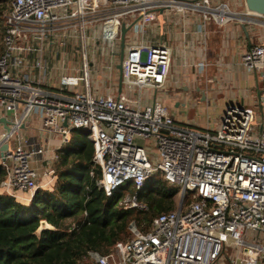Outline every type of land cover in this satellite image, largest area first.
Listing matches in <instances>:
<instances>
[{
	"label": "built area",
	"instance_id": "1",
	"mask_svg": "<svg viewBox=\"0 0 264 264\" xmlns=\"http://www.w3.org/2000/svg\"><path fill=\"white\" fill-rule=\"evenodd\" d=\"M228 2L8 0L0 55V108L10 116L11 125L10 133H3L0 141L11 144L1 156L5 175L0 194L28 204L39 188L31 163L43 150H26L20 135L32 113L39 115L40 130L58 139L55 152L69 143L74 131L86 136L93 146L89 176L106 196L127 182L139 191L156 173L178 188L174 210L155 217L145 232L130 223L127 239L117 241L106 253L87 251L81 264H222L218 258L225 244L238 246L228 264H264V124L260 130L254 108L228 105L214 129L177 125L156 97L168 79L171 51L163 44L144 41L125 49L120 94L95 96L91 92L89 40L97 38L108 46L110 60L104 78L109 81L121 24L132 25L129 33L143 36L146 11L158 13L162 8L163 14H194L200 20L198 31L204 32L208 24L221 28L240 19ZM54 38L62 44L68 39L79 43L81 75L71 84L61 79L66 88L81 84L70 95L54 93L43 88L41 80L11 71L29 54L36 57L35 68L46 69L42 54ZM240 65L262 74L264 44L244 53ZM152 91L155 95L150 100ZM149 138H153V148L140 144L139 140ZM95 167L100 171L97 178ZM48 173L54 175L53 170ZM188 196L196 200L186 204ZM120 204L125 209L146 210L136 194L125 196ZM256 234L260 242L247 241Z\"/></svg>",
	"mask_w": 264,
	"mask_h": 264
},
{
	"label": "crops",
	"instance_id": "2",
	"mask_svg": "<svg viewBox=\"0 0 264 264\" xmlns=\"http://www.w3.org/2000/svg\"><path fill=\"white\" fill-rule=\"evenodd\" d=\"M228 1L230 2V0ZM242 3L239 0H233V6H237L235 12L240 19L233 20L221 28L219 25L208 24L204 32L198 31L200 20L194 14L182 15L176 12H164V14L162 13V38L158 19L152 24L150 35H148V29L143 36L136 32H128L130 35H126L125 49L141 41L146 44H163L170 49L171 62L168 79L165 87L159 90L162 92V99L157 96L158 91L156 97L164 105L170 106L171 114L177 125L199 129L208 128L201 126L190 115L191 111L199 109L200 111L206 110L208 124L210 120H213L212 118L215 119L218 116V119L213 123V128H209L214 129L219 124L224 109L230 104L254 108L258 112L259 121L264 124V96L261 98V93L264 90V72L256 73L240 65L244 53L253 46L264 44V16L251 14L245 8H240ZM60 40V38L48 40L46 47L49 49L50 57L54 48L65 45V42L62 44ZM98 43L100 51L104 48L108 49L107 44L100 41ZM119 52L120 42L116 51L118 60ZM58 56L56 54L54 59H58ZM50 57L47 60L48 64L51 60ZM22 58L23 62L18 68H11L14 75L39 79L41 84L43 83V88L57 94L70 95L71 91L77 90L63 86L60 78L57 81L55 74L52 76L51 73H47V68L41 71L35 68L36 57L34 54ZM107 59L103 63L104 65L102 64V73L94 68L91 73L93 77L90 75L91 92L95 96L118 95L124 88L122 79L120 85L118 64L115 65V69L111 73V79L108 81L104 78L110 57ZM48 67L50 68V66ZM80 75L79 73L77 77ZM154 95L155 91H152L150 100H153ZM3 118L10 122V116L0 108V120ZM179 119L185 123L180 124ZM3 133L6 132L0 122V139ZM20 135L24 139L26 150H43L42 155L35 154L33 156L31 165L37 173L39 188L51 190L55 183L52 157L56 155L55 148L58 139L50 137L40 130L39 115L36 113H32L25 122ZM8 143L11 144V142L2 143L0 141V165L2 161L1 149ZM50 160L52 161L50 162ZM50 170H53V176L49 175Z\"/></svg>",
	"mask_w": 264,
	"mask_h": 264
},
{
	"label": "trees",
	"instance_id": "3",
	"mask_svg": "<svg viewBox=\"0 0 264 264\" xmlns=\"http://www.w3.org/2000/svg\"><path fill=\"white\" fill-rule=\"evenodd\" d=\"M92 157L91 142L81 131H74L69 143L56 151L51 190L38 188L28 204L0 194V264H81L87 251L106 253L117 241L127 239L130 223L145 232L155 217L176 208L178 188L168 185L160 173L148 178L139 191L127 182L106 196L89 176ZM94 174L99 177V168H94ZM4 175L0 165V182ZM133 194L146 210L120 204ZM194 200L188 196L186 204ZM41 220L55 230L36 236ZM72 225L76 227L70 230Z\"/></svg>",
	"mask_w": 264,
	"mask_h": 264
},
{
	"label": "rangeland",
	"instance_id": "4",
	"mask_svg": "<svg viewBox=\"0 0 264 264\" xmlns=\"http://www.w3.org/2000/svg\"><path fill=\"white\" fill-rule=\"evenodd\" d=\"M230 8L232 9V11L235 12V7L237 6H233V0H230V2H228ZM0 47L3 46L2 43V29L4 30V15L7 12L8 9V1L5 0H0ZM240 7V6H238ZM240 8H245L244 7V3H242ZM147 17L145 20L146 23V30L148 29V35H150L151 31H152V27L153 25H151L150 21L156 22L157 21V13L156 12H152L151 9H148L147 11ZM135 15L137 17L141 16L139 11H134ZM233 22V21H232ZM151 25V26H150ZM129 34V33H128ZM130 35V34H129ZM56 39V38H55ZM99 40L97 38H95V40H89V46H88V54H87V61H88V65L90 66L91 69L94 70V68H97L100 73L102 66L104 65L103 63H105L106 59L109 57V51L108 49H103V50H99L98 46H99ZM37 45V44H36ZM3 48V47H2ZM62 49V50H61ZM56 54H58V59H54ZM61 55V56H60ZM80 52H79V43L76 39H68L65 41V45L64 46H60V47H56L54 48V52L51 53V57H50V53H49V49L47 47H45L44 52L42 54V62H43V57H44V64L47 66V73H51L52 76H54L53 74H55L57 76V81L60 78L64 79L65 82L67 84H71L72 82L77 80V75H79V68L81 65V57H80ZM50 57V61L49 64L47 63L48 58ZM95 61V63H93ZM108 61V59H107ZM119 63V60L117 58L116 60V64ZM103 64V65H102ZM100 65V66H99ZM50 66V68L48 67ZM91 77H93V75H91ZM73 88L75 89H81V84L77 83L76 85H72ZM148 92V91H146ZM261 98L262 96H264V90L261 93ZM162 92L158 91L157 92V96L161 98ZM167 108V111L169 113H171V108L169 105H165ZM206 110L200 111L199 109H195L193 111L190 112V115H192L194 117V119L201 124V126L203 125V127H208V128H213V123L218 119V116L214 118H212L213 120H210L209 124L207 122V118H206V114H205ZM181 121V122H179ZM178 122L180 124L185 123L183 122V120H178ZM202 129H206V128H202ZM140 144L145 146V147H152L153 148V138H149V139H141L139 140ZM52 169H54V165H52ZM39 180V179H37ZM127 196V195H126ZM178 203V200L176 202V204ZM22 204H27V202H22ZM251 235L255 234L250 233ZM257 240H259V242L261 241L259 236L256 234L251 238H248L247 241L249 242H257ZM238 246L237 245H228L225 244L223 245V251L221 252L219 258H218V263H222V264H228L229 261H231L233 259V256L235 254V252L237 251Z\"/></svg>",
	"mask_w": 264,
	"mask_h": 264
},
{
	"label": "water",
	"instance_id": "5",
	"mask_svg": "<svg viewBox=\"0 0 264 264\" xmlns=\"http://www.w3.org/2000/svg\"><path fill=\"white\" fill-rule=\"evenodd\" d=\"M244 3V7L245 9L251 13V14H255L258 16H264V0H243ZM158 12V22H159V26H160V35L162 38L163 35V17H162V12L163 9L159 8L156 10ZM132 25L130 26H125V24H121V28H120V52H119V63L117 65V69L119 71V79H120V85H121V79H122V74H121V70H122V61L125 57V39H126V35L127 33L130 31ZM243 30L244 26L242 25ZM160 42H162V40H160ZM0 122L3 124L5 132L7 134L10 133V125L11 122H9L8 120H6V118H3L2 120H0ZM263 126V122H260L259 124V129L261 130ZM10 147V144L8 143L7 145H5L2 149L1 152L3 153V151H5L6 149H8ZM51 230H55V228L50 225L46 220H41L39 222V225L37 227V229L35 230L34 234L36 236H39L43 231H51Z\"/></svg>",
	"mask_w": 264,
	"mask_h": 264
}]
</instances>
